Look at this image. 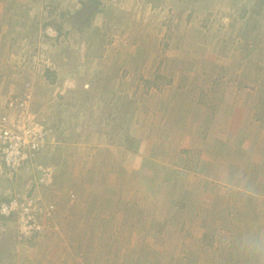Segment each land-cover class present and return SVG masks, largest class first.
I'll return each mask as SVG.
<instances>
[{
  "label": "rangeland",
  "instance_id": "1",
  "mask_svg": "<svg viewBox=\"0 0 264 264\" xmlns=\"http://www.w3.org/2000/svg\"><path fill=\"white\" fill-rule=\"evenodd\" d=\"M22 98L43 147L14 173L0 147V264L202 253L196 226L227 184L178 168L246 162L242 182L264 194V0H0V123ZM227 231L217 264H264L262 223Z\"/></svg>",
  "mask_w": 264,
  "mask_h": 264
},
{
  "label": "crops",
  "instance_id": "2",
  "mask_svg": "<svg viewBox=\"0 0 264 264\" xmlns=\"http://www.w3.org/2000/svg\"><path fill=\"white\" fill-rule=\"evenodd\" d=\"M190 14V10L188 14H186L187 18ZM186 24V20L184 21V24L182 23L183 27ZM190 24V22L188 23ZM182 59V58H181ZM185 64L186 60L184 59ZM244 113V112H243ZM219 115L221 117H224L225 120L228 122V124L232 123L233 115L228 113L226 110V107H224L221 111H219ZM247 123H240V127L245 129ZM235 123H232V126L234 127ZM207 130H209V125L206 126ZM206 130V129H204ZM206 132V131H205ZM207 142V141H206ZM150 148V146H147ZM224 148V143L221 145V149ZM220 149V150H221ZM201 151V150H200ZM211 159L207 160L208 162L212 164L220 163V160H213L214 156H209ZM63 157H61L62 159ZM206 160H203L205 162ZM193 163V162H192ZM223 165V168L221 166V170H218V172L213 173V177H209L210 174H207L209 172L210 168L207 167H197L196 168H178L179 170V177L181 175H187L191 176L190 179H192V186H199V184H203L204 186H208L209 184L213 185V189L216 187V182L221 184H227L226 187H222L219 190V194L217 193V190H213V192L210 193L211 196L221 197V200H214L213 203H211L209 200L205 204V210L202 211L204 213V219L202 223L198 224L196 226V229L200 234L194 235L195 238H197V242L205 245L209 244L211 247L204 250V252H196L192 255H189V253L186 252H179L178 250H174L172 253H170V256L173 258H170L168 256L167 258V264H182L183 263V256L184 254L187 256V258H195L192 259L191 262L187 264H214V262L217 264V261L224 262L226 255L224 252H232L228 247H226L225 244L221 245L224 241H231V238L227 230L236 227V224L240 223L243 225H251L253 223H262L264 226V219H262L261 214H264V194L261 193L259 189H257L255 192H251V187L246 185V183L242 182V179H251L250 177V168H248V163L241 162L240 165L234 166V165H227L228 163L225 161L221 162ZM206 166H208L206 163H202ZM229 167V168H228ZM221 172V175H220ZM206 178V183H203V179ZM181 179L182 176H181ZM225 183H224V182ZM232 182V184H231ZM237 182H240V185H238ZM263 183V182H262ZM86 187V186H85ZM91 191L88 189V192ZM247 194V197H244L243 195ZM177 200L178 197L175 196L173 200ZM218 199V198H217ZM235 203V204H234ZM177 207H182L183 203L182 200H178ZM234 204V205H233ZM202 212H198L199 215H201ZM237 212H240L241 217H234V214ZM258 218L259 220L256 221L255 218ZM188 226V223H186ZM190 225V224H189ZM189 227V226H188ZM185 229V228H184ZM182 227H179V231L181 232ZM220 235L225 236L226 238L223 239L220 237ZM180 234L177 236V240L180 241V245L182 244V238L179 237ZM193 236V238H194ZM223 239V240H222ZM222 240V242L219 245V242ZM239 241L241 240V236H239ZM255 243L258 245L264 243V238L262 236H258ZM206 248V247H205ZM244 253V252H243ZM232 255V256H231ZM235 256L233 253H230L229 262L234 258ZM206 259V260H204ZM196 260V261H195ZM204 260V261H202ZM210 261V263H209ZM214 261V262H213ZM236 261V260H235Z\"/></svg>",
  "mask_w": 264,
  "mask_h": 264
},
{
  "label": "built area",
  "instance_id": "3",
  "mask_svg": "<svg viewBox=\"0 0 264 264\" xmlns=\"http://www.w3.org/2000/svg\"><path fill=\"white\" fill-rule=\"evenodd\" d=\"M8 105L16 110L13 117L3 116L0 128V147L2 148V162L4 167L11 173H14L31 158L29 151L38 150L43 144H34L29 137L35 139L37 132L42 133L45 129L34 115L27 111L28 100L22 98L7 102ZM40 169V168H39Z\"/></svg>",
  "mask_w": 264,
  "mask_h": 264
},
{
  "label": "flooded vegetation",
  "instance_id": "4",
  "mask_svg": "<svg viewBox=\"0 0 264 264\" xmlns=\"http://www.w3.org/2000/svg\"><path fill=\"white\" fill-rule=\"evenodd\" d=\"M87 8L90 10V9H92V8H94V7L91 5V3H88ZM89 10H86V11L89 12ZM86 11H85V12H86Z\"/></svg>",
  "mask_w": 264,
  "mask_h": 264
}]
</instances>
